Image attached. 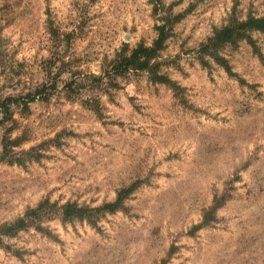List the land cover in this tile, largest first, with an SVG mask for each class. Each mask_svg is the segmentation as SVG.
<instances>
[{"label": "rangeland", "instance_id": "obj_1", "mask_svg": "<svg viewBox=\"0 0 264 264\" xmlns=\"http://www.w3.org/2000/svg\"><path fill=\"white\" fill-rule=\"evenodd\" d=\"M251 16L264 0H0V98L19 102L0 124V264H264ZM161 27L162 80L111 70Z\"/></svg>", "mask_w": 264, "mask_h": 264}, {"label": "trees", "instance_id": "obj_2", "mask_svg": "<svg viewBox=\"0 0 264 264\" xmlns=\"http://www.w3.org/2000/svg\"><path fill=\"white\" fill-rule=\"evenodd\" d=\"M236 21L241 27L249 26L250 28L264 29V16L258 18L251 16L248 17L247 20H236ZM164 32L165 31L163 30V27H161L159 31V36L156 38L152 46L137 45L135 48L132 49L131 53L128 55H126L125 52H121L113 60L111 70L116 74L125 73L130 70H147L151 74H153L154 79L162 80L163 75L158 72V70L156 69V64L151 61V58H153L154 55L157 54V51L160 48L165 46L163 44V40L165 37ZM233 33L234 30L231 28V26L225 25L222 28V30L217 31L215 34H217V39H219V42H222L223 40H228L229 38L231 39ZM97 77H98L97 79H102V76H97ZM38 92H40L39 89L27 92L24 99L34 98L36 95H38ZM17 99L18 97H12L10 95L0 98V124L3 123L6 119H10L12 117L13 114L12 105L19 104ZM118 201H120V199H118L116 202L113 203H106L105 205L99 207V209L100 208L113 209ZM68 207H70V204L63 205V211L68 209ZM79 209L80 208L76 210ZM65 214L68 215L69 213L66 211ZM75 214L76 216L79 217L83 216V215H77V213Z\"/></svg>", "mask_w": 264, "mask_h": 264}]
</instances>
